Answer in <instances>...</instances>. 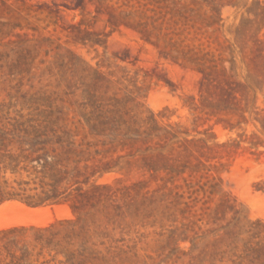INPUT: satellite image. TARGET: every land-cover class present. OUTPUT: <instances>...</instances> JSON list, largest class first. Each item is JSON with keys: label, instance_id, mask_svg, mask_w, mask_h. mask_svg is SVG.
<instances>
[{"label": "rangeland", "instance_id": "obj_1", "mask_svg": "<svg viewBox=\"0 0 264 264\" xmlns=\"http://www.w3.org/2000/svg\"><path fill=\"white\" fill-rule=\"evenodd\" d=\"M0 114L85 152L60 202L0 206L55 264H264V0H0Z\"/></svg>", "mask_w": 264, "mask_h": 264}, {"label": "trees", "instance_id": "obj_2", "mask_svg": "<svg viewBox=\"0 0 264 264\" xmlns=\"http://www.w3.org/2000/svg\"><path fill=\"white\" fill-rule=\"evenodd\" d=\"M32 121L0 114V206L13 201L34 208L55 204L71 186L83 184L77 178L83 176L89 166H80L85 152L72 149L74 142L70 141L75 135L41 129L32 126ZM55 145L58 148H54ZM59 148L64 150V158L57 154ZM71 162L75 175L68 180ZM62 183L68 187L61 192ZM75 192L71 209L78 213L88 191L76 188ZM69 196L70 193L65 197ZM59 233L53 225L1 229L0 264H55V239Z\"/></svg>", "mask_w": 264, "mask_h": 264}]
</instances>
